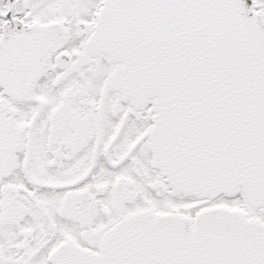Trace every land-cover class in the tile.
Returning a JSON list of instances; mask_svg holds the SVG:
<instances>
[{
	"label": "snow or ice",
	"instance_id": "1",
	"mask_svg": "<svg viewBox=\"0 0 264 264\" xmlns=\"http://www.w3.org/2000/svg\"><path fill=\"white\" fill-rule=\"evenodd\" d=\"M0 264H264V0H0Z\"/></svg>",
	"mask_w": 264,
	"mask_h": 264
}]
</instances>
